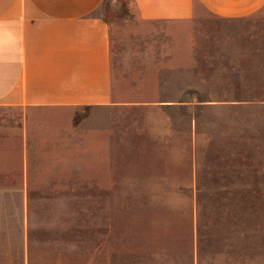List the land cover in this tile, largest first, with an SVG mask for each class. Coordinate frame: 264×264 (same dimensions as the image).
I'll return each instance as SVG.
<instances>
[{
	"label": "rangeland",
	"instance_id": "obj_1",
	"mask_svg": "<svg viewBox=\"0 0 264 264\" xmlns=\"http://www.w3.org/2000/svg\"><path fill=\"white\" fill-rule=\"evenodd\" d=\"M98 12L118 102L0 107V264H264V18Z\"/></svg>",
	"mask_w": 264,
	"mask_h": 264
},
{
	"label": "crops",
	"instance_id": "obj_2",
	"mask_svg": "<svg viewBox=\"0 0 264 264\" xmlns=\"http://www.w3.org/2000/svg\"><path fill=\"white\" fill-rule=\"evenodd\" d=\"M142 21L264 18V0H130ZM104 0H0V107H106L113 92ZM26 152V140H22ZM23 155V154H22ZM21 155V156H22ZM25 155V153H24Z\"/></svg>",
	"mask_w": 264,
	"mask_h": 264
}]
</instances>
